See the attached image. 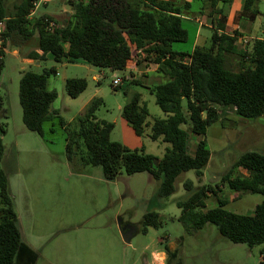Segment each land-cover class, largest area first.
Returning <instances> with one entry per match:
<instances>
[{
  "label": "trees",
  "instance_id": "trees-1",
  "mask_svg": "<svg viewBox=\"0 0 264 264\" xmlns=\"http://www.w3.org/2000/svg\"><path fill=\"white\" fill-rule=\"evenodd\" d=\"M37 0H21L14 11L8 12L6 0H0V19L5 26L0 33V73L5 63L4 48L7 44L27 41L38 37V49L30 53L36 60H45L52 53L56 62L66 58L67 62H85L112 70H125L128 62L141 54L152 58L165 80L152 85L156 103L165 112V117L147 122L148 107L141 103L140 95L134 94L124 105L122 116L134 132L142 136L145 126L150 125L149 136L168 143L163 156L146 152L142 148H129L110 138L114 127L112 122L99 120L96 111L103 103L94 97L77 117L74 123H67L62 117L59 122L66 133V153L72 163L79 158L84 164L100 165L106 179L114 180L122 168L127 174L147 171L160 181L158 196L165 197L176 191L177 177L194 170L200 178L207 166L211 151L205 138L196 144L193 153L189 151L190 135L205 136L208 129L222 119V108H233L245 118L264 115V38L255 39L251 50L239 51L242 57L239 70L226 66L227 53L235 48L236 37L215 30L209 47H196L192 52L176 51L173 44L186 42L189 34L183 26L181 14L190 7L171 0H71L72 13L63 22L55 16L43 14L35 18L29 15ZM213 12L218 2L232 0H206ZM257 0H246L240 16L254 19L260 10ZM224 17L217 19L218 28H224ZM69 44L65 50L63 43ZM133 46L139 52L133 54ZM41 51V53L39 51ZM57 69L51 67L43 73L33 70L22 72L19 83V101L26 128L44 136V124L59 116L52 109L58 98L55 89H48L47 83ZM85 78H67L65 91L71 97L79 96L87 87ZM8 116L4 97L0 95V264H34L37 253L27 245L21 236L10 191L9 178L3 167L5 146L3 136ZM190 124L189 129L183 127ZM241 167L247 176L234 175V169ZM230 188L237 192L260 193L262 201L253 214L236 213L226 208V201L210 184L195 188L194 182L186 180L185 188L191 195L177 202L181 209L179 221L189 234L202 229L208 223L218 227L219 232L234 243L254 246L264 242V152H244L222 176ZM209 194L217 196L218 206L206 209ZM142 231L148 227H160V213L149 210L142 220ZM166 264H182L178 250L167 245ZM259 264H264V248Z\"/></svg>",
  "mask_w": 264,
  "mask_h": 264
},
{
  "label": "rangeland",
  "instance_id": "rangeland-1",
  "mask_svg": "<svg viewBox=\"0 0 264 264\" xmlns=\"http://www.w3.org/2000/svg\"><path fill=\"white\" fill-rule=\"evenodd\" d=\"M20 1L6 0L8 12H13L15 4ZM44 1L47 4L41 1L33 9L32 18L55 14L63 20L64 10L72 9L71 0ZM201 5V1H196L191 11H196ZM258 6L262 12L253 19L254 32L263 35L264 0ZM186 27L191 32L190 39L174 43V47L190 48L194 35L191 27ZM203 33L210 43L213 30L204 27ZM14 49L18 48L11 44L4 48L5 63L0 73V95L4 97V107L8 112L7 117H2L7 127L3 136L5 152L2 165L8 174L22 237L37 253L34 264H166V245L178 250L176 260L182 264L260 263L264 242L254 246L234 243L223 236L213 223L189 234L179 221L181 209L177 202L191 195L184 185L190 179L195 188L203 184L212 185L220 198L226 201L227 209L253 214L263 199L262 194L237 192L222 182V176L244 152H264V115L245 118L237 115L233 108H222V122L211 126L205 136L192 133L189 138L191 153L201 138L208 143L211 157L203 175L199 178L194 170L181 173L176 179V191L160 197V181L147 171L130 175L122 168L116 179L108 180L100 165L84 164L79 158L69 162L66 133L59 122V117H62L67 123H74L89 101L100 97L103 103L96 116L114 124L111 140L132 149L145 146L147 152H153L156 142L149 136L150 125L145 126L142 136H137L122 116L124 105L137 92L142 94L147 104V122L166 116L144 83H129L125 79L129 71L112 70L82 61L56 62L46 58L27 63L22 53L30 48L23 46L19 49L20 54H15ZM146 60L157 65L152 58ZM238 60L242 61L240 55ZM239 62L230 54L226 66L239 70ZM51 67L57 69V75L50 77L49 87L58 92L52 109L58 110L59 116L53 120L54 129L50 128L52 122H46L45 134L41 136L28 130L23 122L19 83L23 71L43 73ZM93 76H97L96 80ZM116 76L121 78L119 85L113 84ZM74 77L85 78L88 83L77 97H71L65 91L66 79ZM183 127L189 129L190 124ZM233 174L245 176L248 172L238 167ZM205 204L206 209L218 206L217 196L209 194ZM149 210L160 213L162 225L148 227L143 232V216ZM120 221L137 228L129 243L123 239Z\"/></svg>",
  "mask_w": 264,
  "mask_h": 264
},
{
  "label": "crops",
  "instance_id": "crops-1",
  "mask_svg": "<svg viewBox=\"0 0 264 264\" xmlns=\"http://www.w3.org/2000/svg\"><path fill=\"white\" fill-rule=\"evenodd\" d=\"M37 1H38V2H36L37 6L41 1H43L45 4H47V1H44V0H37ZM171 1H173L177 4H180V5H183L186 2L190 3V7L188 9H184L182 11L181 18H182L183 26L186 29H187L186 26L191 27V29H192L191 31L193 32V35H194V39H193V42H192L190 48L185 49L182 45H178V47L177 46L174 47V45H173V49L176 51L192 52L196 47H199V46L200 47H206V45L211 44V42L210 43L208 42L209 41L208 36L203 33V28L207 27V28L212 29L213 31L217 30L218 34L224 33L228 36L236 37L235 48H233L231 53H227V56L230 54H233L236 57V60L240 61L239 64L241 66V60H238V57L240 55L239 51L251 50V48L253 46V42L255 39L264 38V34L261 35V34L254 32V21H253V19H249V18L240 16L241 12H243V10H244L246 0H232L231 2H227V3H223L220 1L216 5V9H220L219 13L213 12L211 9L210 3L207 2L206 0H171ZM196 1H201L202 5L198 6L196 11H191V9L196 5ZM260 1L261 0H257V3H256L257 6H258V3ZM258 8H259L260 13H261L262 11H261L259 6H258ZM64 12H65V14L61 15V16L65 15L64 17H62L63 20H60L61 17L58 15H55V14H49V15H53L59 21L63 22L65 19H67L70 16V14L72 13V9L64 10ZM33 13L34 12L32 11V13L29 15L30 18H32ZM220 17L225 18L223 29H220V28H218L219 26H217V19H219ZM187 31L189 34V37H188V40H189L191 37L190 36L191 32L189 33V31H190L189 29H187ZM243 37H248L249 43H243L242 42ZM210 41H211V38H210ZM176 43H178V42H176ZM10 44L12 47L15 46L16 48H18V49H14L15 54H20L19 49L22 48L23 46H27L28 49L29 48L30 49L27 52L22 53L24 55V61H26L27 63H31V64L35 63L36 61L39 62V60H36V59L30 57V53L32 51L38 49V37L36 35L27 41H22V42L18 41L16 43H10ZM209 46H207V47H209ZM63 47L65 50H68L69 44L67 42H64ZM134 50H135V52H139V50H137L135 48V46H133V54H134ZM7 51L8 50L6 49V53H7ZM39 52L41 53V51H39ZM46 58H51L54 60V56L52 53H48L46 55ZM145 60L146 59L144 58V54H141V55L131 59L128 62L127 67L125 69L126 71H129V75L127 77H125V79L129 83H132V84L139 83V81H141L144 83V87H146L149 90V88L152 85L164 81L165 78L162 76V74L160 72H158V66L157 65H154L153 63H151L150 60L149 61L148 60L145 61ZM62 61H67V60H66V58H63ZM144 61H145V63H144ZM55 75H57V74H54L51 76H55ZM50 77H49V79H50ZM96 77L97 76H93V79L96 80ZM141 77H142V79H141ZM49 79H48V83H47L48 89H50ZM135 79H141V80L135 81ZM134 94H139L140 99H141V103L146 104L144 102L142 94H140L138 92L134 93ZM222 120H223V118L221 119L220 122H222ZM49 122H52L50 128L54 129L53 121H49ZM45 124H44V126H45ZM128 124H129V122H128ZM137 136H139V135H137ZM155 142H156V145H155L153 152H149V153H153V154L161 157V156H163L165 149L168 146V143L164 142L161 138L155 140ZM142 147L145 149V146H142ZM194 150H195V147H194ZM247 175H245V176H247ZM21 236H22V233H21ZM22 240L24 241L23 237H22ZM25 243L33 249V247L29 243H27V242H25ZM155 255H156V252H154V254H153V261L154 262H155V260H154Z\"/></svg>",
  "mask_w": 264,
  "mask_h": 264
},
{
  "label": "water",
  "instance_id": "water-1",
  "mask_svg": "<svg viewBox=\"0 0 264 264\" xmlns=\"http://www.w3.org/2000/svg\"><path fill=\"white\" fill-rule=\"evenodd\" d=\"M119 226L121 229L123 239L129 243L131 241V238L134 236L135 232H137L136 226H132L129 228L126 225H123L121 221L119 222Z\"/></svg>",
  "mask_w": 264,
  "mask_h": 264
},
{
  "label": "built area",
  "instance_id": "built-area-1",
  "mask_svg": "<svg viewBox=\"0 0 264 264\" xmlns=\"http://www.w3.org/2000/svg\"><path fill=\"white\" fill-rule=\"evenodd\" d=\"M36 7H37V3H35V8H34V9H36ZM5 20H6V19H4V18H1V19H0V33H2L3 30H4ZM1 40H2V39H1ZM1 40H0V43H1ZM248 41H249L248 37H243V38H242V42H243V43H248ZM120 83H121V78H119L118 76H116V77L114 78V80H113V84H114V85H119Z\"/></svg>",
  "mask_w": 264,
  "mask_h": 264
},
{
  "label": "flooded vegetation",
  "instance_id": "flooded-vegetation-1",
  "mask_svg": "<svg viewBox=\"0 0 264 264\" xmlns=\"http://www.w3.org/2000/svg\"><path fill=\"white\" fill-rule=\"evenodd\" d=\"M123 223V222H122ZM123 225H126L127 227H132V226H134V225H131V224H128V223H123Z\"/></svg>",
  "mask_w": 264,
  "mask_h": 264
}]
</instances>
